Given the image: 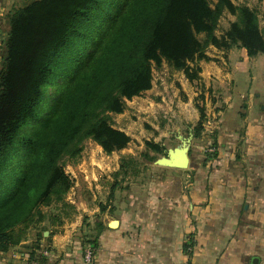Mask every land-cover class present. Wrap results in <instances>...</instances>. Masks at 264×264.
Instances as JSON below:
<instances>
[{"label":"trees","instance_id":"obj_1","mask_svg":"<svg viewBox=\"0 0 264 264\" xmlns=\"http://www.w3.org/2000/svg\"><path fill=\"white\" fill-rule=\"evenodd\" d=\"M213 1L214 6L210 0H33L11 14L0 70L1 252L21 244L27 229L43 220L41 206L59 203L75 210L66 200L73 181L61 163L64 156L78 157L86 138L106 153L128 146L131 137L115 128L108 114L123 112L126 100L153 87V61L165 58L177 69L189 68L210 44H239L250 57L264 54L256 10L232 0ZM110 7L115 14L98 21V13ZM225 10L237 19L218 37L215 29ZM74 66L79 69L55 98V111L21 137L41 109L45 87L57 72L70 74ZM18 143L27 160L10 191L1 176ZM149 146L165 153L159 143ZM120 172L137 176L140 162L126 155Z\"/></svg>","mask_w":264,"mask_h":264},{"label":"crops","instance_id":"obj_2","mask_svg":"<svg viewBox=\"0 0 264 264\" xmlns=\"http://www.w3.org/2000/svg\"><path fill=\"white\" fill-rule=\"evenodd\" d=\"M1 23L0 14V38ZM237 52L202 63L201 76L216 88L205 109L213 153L204 164L197 159L189 172L170 167L148 187L116 188L108 203L92 207L91 223L65 224L91 228L89 264H264V67L244 51L245 59L233 58ZM79 208L89 210L83 203ZM76 249L53 260L88 264L83 248ZM4 254L0 264L28 258L13 249Z\"/></svg>","mask_w":264,"mask_h":264},{"label":"rangeland","instance_id":"obj_3","mask_svg":"<svg viewBox=\"0 0 264 264\" xmlns=\"http://www.w3.org/2000/svg\"><path fill=\"white\" fill-rule=\"evenodd\" d=\"M31 1L33 0H0V14L2 15L0 70L3 66L5 40L10 30L9 17L13 12ZM232 1L236 5H247L256 10L264 34V0ZM210 2L214 6L215 1L210 0ZM115 12V8H106L98 13L97 19L100 21L106 16L114 15ZM236 19L235 14L225 10L216 26V35L222 37L231 22ZM107 23L105 27L109 24ZM98 32L99 28L97 26L92 31V36H95V39L98 37ZM199 37L203 38V34H200ZM88 45L92 49L93 45L91 43ZM230 49L238 51L237 56L233 58H246L247 50L239 44L229 48L210 44L205 49V57L188 62L189 68L177 69L165 58H162L159 62L153 61V87L132 99L126 100L123 112L108 114L110 123L115 128L128 132L126 133L131 137L128 146L119 151L106 153L96 140L86 138L81 144L82 150L78 157L64 156L61 163L73 181V185L66 195V200L75 207V210L70 207L64 208L59 203L41 206L45 214L43 220L32 224L27 229L26 237L22 242H26L25 244L12 246L9 250L13 249L18 253L26 252L28 258L24 261L25 264H57L56 260H53L54 257L62 259L66 252H75L79 246L83 248L85 262L89 264L92 261L94 252V246L92 245L94 239L91 238L93 237L91 228H66V223H76L81 220L91 223L95 219V215L92 214V207L100 203H108L109 196L115 194L116 188L126 187L132 189L140 184L148 187L150 182L158 181L157 178L160 173L174 171L169 166L158 164L157 161L166 157L170 151L181 147L184 141L187 142L190 164L199 159L203 165L205 162L204 156L213 152L207 148V145L212 141L209 139L211 133H204L205 128L202 123L205 122L206 117L202 118L201 113L202 110L205 111L206 103L210 102V97L216 88L211 86L210 89V85L201 76L202 63L210 60L219 61L224 57L229 59L227 51ZM242 51L245 55H241ZM250 58L259 59L264 67V54ZM198 68L200 69L198 70ZM78 69V66H74L71 73L67 75H61L60 71L57 72L56 79L45 87L40 111L22 128L21 137L27 135L34 128L40 127L42 125L41 118L55 111V98L62 89L66 90L71 84V77ZM188 73L194 75V78L189 79L187 77ZM209 91L211 92L209 93ZM207 97H209L208 100H206ZM197 129H200L198 137L195 136V133L198 132ZM149 142L159 143L165 153L152 149ZM126 155H132L140 162L141 172L139 175L132 176L120 172L121 159ZM151 158H154V160L151 161ZM26 160L27 152L24 147L21 143L16 144L8 165L1 176L4 185L6 183L10 184V191L15 188L20 173L24 170ZM189 167L183 169V171H193L192 165H189ZM82 203L89 209L87 212L79 208ZM59 222H62V224H59ZM86 231L88 232L85 236L83 235L84 239L81 240L83 244L76 242V238ZM66 237L70 238L67 244ZM9 250L4 251V255H7L6 252ZM46 250L48 254H45ZM0 254L3 255V252L0 251ZM14 258L16 257L12 254L11 257L4 256L2 261L8 263ZM11 264L16 263L11 262Z\"/></svg>","mask_w":264,"mask_h":264},{"label":"water","instance_id":"obj_4","mask_svg":"<svg viewBox=\"0 0 264 264\" xmlns=\"http://www.w3.org/2000/svg\"><path fill=\"white\" fill-rule=\"evenodd\" d=\"M157 163L174 168H188L190 165V157L188 155L187 142L184 141L181 147L170 151L166 157L159 159ZM115 224L116 221L113 222V225Z\"/></svg>","mask_w":264,"mask_h":264},{"label":"built area","instance_id":"obj_5","mask_svg":"<svg viewBox=\"0 0 264 264\" xmlns=\"http://www.w3.org/2000/svg\"><path fill=\"white\" fill-rule=\"evenodd\" d=\"M45 254H48V251L47 250L45 251Z\"/></svg>","mask_w":264,"mask_h":264}]
</instances>
